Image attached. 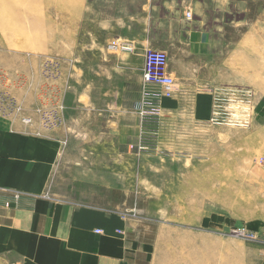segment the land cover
<instances>
[{
    "label": "rangeland",
    "instance_id": "rangeland-1",
    "mask_svg": "<svg viewBox=\"0 0 264 264\" xmlns=\"http://www.w3.org/2000/svg\"><path fill=\"white\" fill-rule=\"evenodd\" d=\"M65 1L0 0V69L36 79L41 56L64 68L58 48L70 13ZM87 14L79 27L87 36L82 43L90 38L120 53L108 44L132 46L140 39L164 51L177 72L174 95L158 110L147 105L142 113L137 105L123 118L128 128L135 118L137 129L136 138L126 139L134 146L120 147L135 150L119 161L134 195L124 212L143 225L216 228L232 241L226 264H264V243L229 232L264 229V0H88ZM210 69H243L241 83L225 82L229 75ZM28 88L0 84V102L22 98L35 106ZM61 174L53 196L84 202L88 193L74 194Z\"/></svg>",
    "mask_w": 264,
    "mask_h": 264
},
{
    "label": "crops",
    "instance_id": "crops-1",
    "mask_svg": "<svg viewBox=\"0 0 264 264\" xmlns=\"http://www.w3.org/2000/svg\"><path fill=\"white\" fill-rule=\"evenodd\" d=\"M64 9L63 126L40 131L0 116V264H226L232 241L216 228L143 225L124 212L134 195L119 161L135 150L120 147L137 129L123 118L141 97L145 45L109 53L90 38L84 44L88 0H66ZM242 72L210 69L235 85ZM59 170L74 194L88 193L84 202L53 196Z\"/></svg>",
    "mask_w": 264,
    "mask_h": 264
},
{
    "label": "built area",
    "instance_id": "built-area-1",
    "mask_svg": "<svg viewBox=\"0 0 264 264\" xmlns=\"http://www.w3.org/2000/svg\"><path fill=\"white\" fill-rule=\"evenodd\" d=\"M190 16V13H187ZM109 49H120L123 51H131L133 47L128 44L111 43L108 44ZM144 67L143 79L141 87V98L138 103V109L142 110L147 105H152L154 110H158L164 98H171L174 95L175 77L169 69V61L166 53L161 50L145 47L143 49ZM41 72L49 76L36 79L27 77L18 70L7 72L0 69L1 85L11 86L14 89L29 87L26 93L32 92L38 101L35 106H27L24 99L5 100L0 102V106L8 108V113H2L1 116L18 118L21 123L33 126L37 124L43 130L59 129L64 124L63 119V94L62 71L63 69H52L53 67H61V61H55L53 57L41 56ZM53 66V67H52ZM45 68V69H43ZM48 68V69H46ZM56 72L53 78L47 73ZM62 78L60 81L59 79ZM9 84H5L8 83ZM143 113V112H142ZM230 234L235 237L245 238L252 241L264 243V229L258 233L247 231L245 227L233 226Z\"/></svg>",
    "mask_w": 264,
    "mask_h": 264
},
{
    "label": "bare ground",
    "instance_id": "bare-ground-1",
    "mask_svg": "<svg viewBox=\"0 0 264 264\" xmlns=\"http://www.w3.org/2000/svg\"><path fill=\"white\" fill-rule=\"evenodd\" d=\"M133 47V46H132ZM114 50V49H113ZM115 50H119L120 52H122L123 50H120V49H115ZM55 61H57L58 59H54ZM53 67V66H52ZM61 67H62V62H61ZM60 67V69H61ZM62 100H63V97H62ZM9 112V109L8 108H3V107H0V114L2 113H8ZM1 116V115H0ZM1 117H4V116H1ZM4 118H8V119H13V117H4ZM223 123V122H222ZM39 127V126H38Z\"/></svg>",
    "mask_w": 264,
    "mask_h": 264
}]
</instances>
